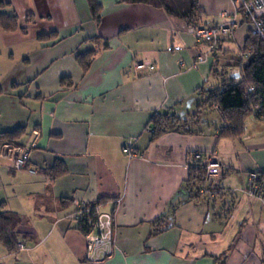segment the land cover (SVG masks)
<instances>
[{"label": "crops", "instance_id": "1", "mask_svg": "<svg viewBox=\"0 0 264 264\" xmlns=\"http://www.w3.org/2000/svg\"><path fill=\"white\" fill-rule=\"evenodd\" d=\"M95 1L98 21L87 0H0V13L17 17L15 30L0 29V131L25 127L19 142L29 168L59 161L65 169L50 180L0 160V176L10 183L0 198L17 194L20 209L5 211L23 217L19 231L28 235L19 239L26 250L8 254L0 245V264H262L264 222H257L264 207L256 222L259 201L241 188L259 168L252 154L264 149V121L250 114L237 139L219 137L224 122L206 106L188 126L193 133L153 139L149 121L154 113L189 120L222 80L239 82L213 71L232 68L248 25L236 17L232 38L191 68L207 45L181 20L150 4ZM197 4L202 27L219 25L220 12L232 17L234 11L230 0ZM41 34L51 36L41 40ZM172 45L180 49L168 52ZM82 57L89 60L85 70ZM142 61L155 68L134 70ZM128 141L138 153L131 159L121 152ZM196 151L214 152L223 165L199 199L186 183ZM97 199L113 216L115 240L102 262L88 260L84 236L69 219L77 204ZM156 220L170 227L149 236Z\"/></svg>", "mask_w": 264, "mask_h": 264}, {"label": "trees", "instance_id": "2", "mask_svg": "<svg viewBox=\"0 0 264 264\" xmlns=\"http://www.w3.org/2000/svg\"><path fill=\"white\" fill-rule=\"evenodd\" d=\"M128 3H145L155 7L162 8L168 15L181 20L187 26L200 27L204 13L199 10L197 0H124ZM90 13L95 21H98L99 4L95 0H87ZM17 28V17L8 16L0 13V29L4 31H13ZM51 34H41L39 39L50 37ZM249 51L250 56L246 60H240L241 52ZM237 61L228 67H237L241 74L239 82L224 79L222 73L217 70L213 71L214 76L224 77L221 85L212 90L206 99L197 106V112L190 117L189 120H181L175 115L154 113L150 118L153 126L151 132L152 138L169 132L183 131L193 133L188 129L189 124L196 125L201 115V109L205 106L215 108L221 116L224 126L221 128L219 137L237 139L241 137L245 131V119L252 113V108L256 109V116L264 121V43L256 36L248 33L243 49L238 53ZM83 58V57H82ZM82 68L88 67L89 60L83 58ZM248 87H253L252 92H247ZM1 93V89H0ZM24 126H18L12 130L0 131V151L4 152L3 146H14L15 148H23L20 139L25 135ZM28 161L23 170H27ZM46 175L50 180L61 175L65 169L59 161H55L50 168L36 170ZM28 172V171H27ZM261 177H264V172ZM188 192L194 199H199V188L205 187V170L202 166H189L188 177L186 180ZM104 199H97L91 203H83L86 208H90L89 212L83 219L76 222V228L82 234L88 232L92 228L95 218V207L104 205ZM76 209V208H75ZM113 218V216H112ZM24 222L21 215L10 212H0V245L8 254L18 252V243L21 237L28 236L19 231V225ZM166 222L156 220L153 222L149 236L165 231L169 228ZM261 263L264 264V251L261 255Z\"/></svg>", "mask_w": 264, "mask_h": 264}, {"label": "built area", "instance_id": "3", "mask_svg": "<svg viewBox=\"0 0 264 264\" xmlns=\"http://www.w3.org/2000/svg\"><path fill=\"white\" fill-rule=\"evenodd\" d=\"M234 7L232 17L225 12H220L219 17L224 21L212 27H196L187 26V30L191 33L195 40L207 45V51L196 56V59L190 66L195 68L197 64L204 62L206 58L215 53L218 44L223 39H231L234 29L237 26L236 17L246 22L248 25V33L256 36L264 43V0H230ZM179 46H168V52L178 51ZM250 56L249 51L241 52L239 54L240 60H246ZM182 65V63H179ZM154 65L148 61L135 63L134 70L136 71H152ZM228 73L230 79H241L240 71L237 67H232ZM253 87H248L247 92H252ZM256 109L252 108V115L257 117ZM259 118V117H257ZM261 119V118H260ZM36 134V132H35ZM132 141L126 142L121 152L129 159L138 155L133 150ZM4 154L13 160V167L15 170H23L29 160V152L24 148L11 149L8 145L3 146ZM190 166H202L205 170V187L199 188V194L205 195L211 190V183L213 178L220 176L223 173V165L216 158V154L202 153L199 151L191 154ZM28 173L35 174L34 168H28ZM264 171L255 169L246 174L245 182L241 188V193L251 199L259 201L264 206V182L261 177ZM212 193V192H211ZM117 202V201H116ZM90 208H86L83 203H79L76 209L69 215V219L78 222L89 212ZM95 218L90 231L83 234L85 240V252L88 260L94 262H102L108 258L114 246V229L113 218L110 212L102 209L101 206L95 207ZM19 250H26L27 248L22 243H18Z\"/></svg>", "mask_w": 264, "mask_h": 264}, {"label": "rangeland", "instance_id": "4", "mask_svg": "<svg viewBox=\"0 0 264 264\" xmlns=\"http://www.w3.org/2000/svg\"><path fill=\"white\" fill-rule=\"evenodd\" d=\"M230 69L231 68H227L225 70H220L219 72L222 73V76H228ZM9 147L11 149H13V151H14V148H15L14 146H9ZM252 155L253 156H259L260 163L258 165L259 168H257V169H261V170L264 169V149H259ZM0 160L5 161L6 163H9L11 165V167L13 168V170H15L13 167V160L12 159H9V157H5V158H0ZM7 188L10 189V183L3 180V178L0 176V193L4 194V191L7 190ZM16 197H17V194L12 196L11 198H6V196L3 195V198H0V210L5 211V210L11 209V208L20 209V205L17 204ZM3 199H4V201H3ZM23 201H25V200L23 199ZM19 202L22 203L21 200H19ZM261 206H263V205L259 202V203H256L255 206L253 207V211H254L253 214H254V219L256 222L258 221V218L260 216ZM236 213L238 214V216H241V218H243V216L245 215V210H239V211H236ZM263 218H264V215H263ZM259 222H264V220L261 219L260 221H258L257 225ZM260 240H262V239H260ZM262 243H264V240H262Z\"/></svg>", "mask_w": 264, "mask_h": 264}]
</instances>
